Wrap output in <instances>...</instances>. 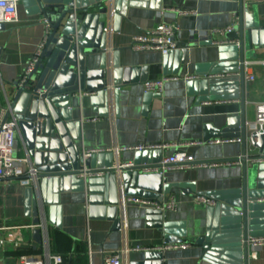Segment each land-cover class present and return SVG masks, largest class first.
I'll use <instances>...</instances> for the list:
<instances>
[{
    "label": "crops",
    "instance_id": "0c3cea01",
    "mask_svg": "<svg viewBox=\"0 0 264 264\" xmlns=\"http://www.w3.org/2000/svg\"><path fill=\"white\" fill-rule=\"evenodd\" d=\"M245 3L246 14H252L253 5H257L260 24L264 27V0H245ZM166 8L185 9L196 14L180 17L171 12L161 13ZM115 9L114 54L111 60L114 80L117 81L114 108H111L109 95L105 92H80L70 96L69 112L79 124L78 146L81 152L88 149L109 150L95 154V167L111 166L118 170L121 164L135 163L138 158L147 159L145 153L123 148L178 144L177 148L151 151L148 159L152 163H161L164 157L176 151L192 156L196 166L167 169L163 173L168 183L176 185L167 196H173L178 201L176 211H163L166 212L163 222L177 225L174 230L182 231V241L189 242L191 246L164 251L163 259L167 264H213L202 259L203 249L197 241L213 231L219 220L210 207L196 204L193 196L242 187V164H222L227 162L226 159L241 156L242 147L241 142H213L235 138H224L219 133L224 129L236 128L232 123L240 116L241 103L230 99L236 91L231 85L233 60L223 59L229 58L231 52L221 50L210 44L209 40L240 41L241 34L236 27L224 35L216 33L210 38H200L196 30L211 31L226 27L231 23L233 14L239 13L240 2L115 0ZM159 23L178 25L176 40L179 50L168 56L159 51H133V36L148 32ZM45 35L43 14L34 12L28 0H20L17 21L5 23V28L0 30V111L11 105L16 93L15 85L21 81ZM246 45V52L251 55L248 41ZM254 50L257 57L246 61L264 59V46ZM102 62L106 63L104 53L90 56L87 59L88 69H98ZM220 63L227 65L220 66ZM252 71L256 77L248 84L246 91L247 122L254 118V102L264 100V66L253 65ZM165 75H178L181 79L165 83L161 93L145 92V81L160 79ZM186 75L196 78L185 81L183 77ZM215 86L218 88L214 90ZM220 96L224 98H215ZM196 142L202 144L188 145ZM251 152L253 149H250ZM15 156L29 159L28 164L22 163L24 167L34 164L26 154L19 130ZM219 160L216 165L206 162ZM88 177L102 181L104 175L98 173L80 178L85 180ZM119 177L120 171L116 174L114 188L118 205L124 189ZM43 181L38 179L32 186L33 197L38 204L44 197L40 191ZM87 196L86 190L53 182L47 194L51 201L49 212L45 217L41 215L48 226L46 246L36 244L32 232L25 233V243L18 247L7 243L0 248V264H20L19 256L22 254L41 258L47 248L53 253H67L65 264H104L103 254L106 252L117 251L124 246L156 247L167 243L165 233L157 226L162 222V216L149 220L146 214L149 208L127 201L124 210L119 209L120 228L114 229L111 220L91 219L88 216ZM32 222L33 217L26 214V188L16 180H0V235L7 236L9 227ZM144 252L131 251L125 257L124 264L144 259ZM253 252L257 253L255 258L251 256ZM249 254V264H264V245L249 250Z\"/></svg>",
    "mask_w": 264,
    "mask_h": 264
},
{
    "label": "water",
    "instance_id": "95a60500",
    "mask_svg": "<svg viewBox=\"0 0 264 264\" xmlns=\"http://www.w3.org/2000/svg\"><path fill=\"white\" fill-rule=\"evenodd\" d=\"M28 1L34 12L42 13L47 19L50 32L26 82L22 86L16 83V93L11 102L26 154L40 171L39 179L44 180L40 186L44 196L40 204L33 197L32 187L26 188V214L33 217L34 224L42 221L41 215L45 217L49 212L51 201L47 194L54 182L86 190L88 216L91 219H109L113 228L119 229V206L114 194L118 171L126 197L167 201V194L176 185L168 183L161 174V163H152L148 159L151 151L139 152L145 153L147 159L138 158L132 167L121 166L119 170L111 166L95 167V155L86 160L82 158L77 143L80 140L79 124L69 112L70 96L80 92L104 94L107 84L105 64L102 62L98 69H88L87 59L103 53V30L108 8L104 0ZM239 2V48L229 46L220 49L231 52L232 55L223 60L232 59L233 71L240 72L239 81L233 78L231 85L236 89L239 87L241 112L232 123L236 128L224 129L219 136L241 139V156L225 161H240L242 164V187L212 193L219 200L217 208H211L219 223L206 237L198 239L197 244L203 249L202 259L213 264H249L248 237L264 235V224H261L264 223V204L256 203L259 198H264V134H254L248 141L246 91L249 83L245 80L246 60L255 59L254 48L264 46V27L260 24L257 5H253L252 14H246L245 0ZM4 28L5 24L0 23V30ZM246 41L251 55L246 52ZM250 149L253 152L250 153ZM249 161L254 162L251 168L247 167ZM206 162L217 163L220 160ZM98 173L104 175L102 181L79 177ZM146 214L149 220L162 216V222L157 226L165 233V242L182 241L184 233L174 230L177 225L163 222L166 212L149 208ZM32 236L36 244L43 243L42 229H34ZM163 258L162 252L150 250L144 252V259L132 264H167Z\"/></svg>",
    "mask_w": 264,
    "mask_h": 264
},
{
    "label": "built area",
    "instance_id": "2783aa9c",
    "mask_svg": "<svg viewBox=\"0 0 264 264\" xmlns=\"http://www.w3.org/2000/svg\"><path fill=\"white\" fill-rule=\"evenodd\" d=\"M105 5L108 8L106 24L103 30L104 36V47L103 53L106 56L105 71H106V87L104 92L109 95V102L111 108H114V93H115V80H114V70L112 57L114 54V47L112 37L115 32V0H104ZM250 1V0H247ZM20 0H0V23H10L17 21L18 18V5ZM247 3V2H246ZM247 5V4H246ZM171 12L176 16H188L196 14L195 11H189L185 9H176V8H166L162 9L161 13ZM239 13H234L232 21L229 25L220 29H213L211 31H202L196 30V34L200 38H210L211 35L227 34L235 30L239 25ZM46 25V35L43 42L38 46V49L30 61L19 85L22 86L27 80V76L30 71L33 69L35 63L38 61L42 49L44 48L46 38L50 32V25L45 19ZM178 30V25L176 23H159L153 29L148 32L138 34L133 36L131 41V49L135 52L143 51H159L162 55L168 56L171 53L179 50V45L176 40V34ZM210 44L218 47H229L235 46L239 48V40H209ZM263 65L264 59L259 61H246L245 62V80L250 83L255 80V74L252 71L253 65ZM240 72L234 71L232 74L233 78H238L239 81ZM223 77V75H220ZM196 77L186 75L183 77V80L190 81ZM181 77L178 75H165L160 79L147 80L144 82V90L146 93H161L163 91L165 83L169 81L180 80ZM239 83V82H238ZM236 89V88H234ZM239 87L235 93L230 97L233 101H240L239 98ZM224 97V96H221ZM204 103H209L205 101ZM70 109V108H69ZM18 120L15 117V114L9 104L8 107L3 108L0 111V180H16L18 183L24 187H32L37 183L39 179L40 171L34 164H29V166L24 167L22 163H29L28 158H17L15 156V143L16 135L18 131ZM246 132L248 141H250L251 136L254 134H264V100L254 102V118L252 121L246 123ZM214 143H236L241 142L240 138H230V139H217L213 141ZM202 143H189L188 145H201ZM178 144L168 143L163 145H139L133 148H123L124 150L133 149L138 152L142 151H154L157 149H170L177 148ZM109 150L105 149H88L83 150L81 153L83 160L97 154L107 152ZM233 163H240V161H227L222 164L231 165ZM161 164L163 165L161 174L164 173L167 169L177 170L185 169L196 166L195 160L192 156L188 155L183 151H176L173 155L166 156L162 159ZM216 165L217 163H213ZM254 162L249 161L247 164L248 168L253 166ZM134 163L121 164V166L132 167ZM207 165V164H205ZM156 171V170H155ZM83 177V176H79ZM193 200L198 205H205L210 208H217L219 205L218 197L214 194L207 193H197L194 194ZM130 201L135 204H138L145 208L160 209L162 211H176L178 208V201L173 197H168L167 201H158L150 200L141 197H126L124 189H122L119 200V209L122 211L125 208L126 202ZM256 203L264 204V198H259ZM88 212V205H87ZM121 216V214H120ZM47 224L44 221L34 224L29 223L25 225H16L7 228V236L0 235V248L4 247L7 243H13L15 246H20L22 243H25V233H31L34 229H42L43 231V244L46 246L47 243ZM123 227H121L122 229ZM264 245V235L259 236H249L248 237V247L249 250L257 249ZM191 244L187 241L164 243L156 247H141L137 246L134 248H129L124 246L120 250L106 252L103 254V263L104 264H124L125 257L131 251H150L155 250L159 252H164L167 250H177V249H186L190 247ZM257 255L256 252L251 253V256L255 258ZM250 256V254H249ZM20 264H65V259L62 254L53 253L48 248L45 250L43 257L36 258L29 254H22L19 256Z\"/></svg>",
    "mask_w": 264,
    "mask_h": 264
},
{
    "label": "trees",
    "instance_id": "16d2710c",
    "mask_svg": "<svg viewBox=\"0 0 264 264\" xmlns=\"http://www.w3.org/2000/svg\"><path fill=\"white\" fill-rule=\"evenodd\" d=\"M62 255H63V257H64V259H65V261H66V259L68 258L67 253H62Z\"/></svg>",
    "mask_w": 264,
    "mask_h": 264
},
{
    "label": "rangeland",
    "instance_id": "374dc122",
    "mask_svg": "<svg viewBox=\"0 0 264 264\" xmlns=\"http://www.w3.org/2000/svg\"><path fill=\"white\" fill-rule=\"evenodd\" d=\"M27 235V234H26ZM28 236V235H27Z\"/></svg>",
    "mask_w": 264,
    "mask_h": 264
}]
</instances>
